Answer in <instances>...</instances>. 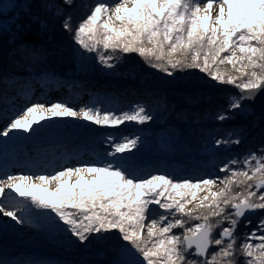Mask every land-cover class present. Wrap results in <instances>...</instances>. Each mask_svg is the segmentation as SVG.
Instances as JSON below:
<instances>
[{"label":"snow or ice","instance_id":"1","mask_svg":"<svg viewBox=\"0 0 264 264\" xmlns=\"http://www.w3.org/2000/svg\"><path fill=\"white\" fill-rule=\"evenodd\" d=\"M63 3L71 6L74 0ZM45 7L51 10L53 6ZM55 14L60 16L63 9L56 6ZM71 21V14L66 15L62 27L87 52L97 51L102 44L105 50L119 49L125 54L166 61V66L153 62L150 67L174 79L177 70L198 69L211 81L234 85L238 96L228 97L226 108L218 110L216 120H234L238 115H258L264 120V111L257 114L244 103H254L264 91V0H112L93 4L75 27ZM145 41L151 48L144 46ZM178 53L186 58L190 55L191 62L173 59ZM30 54L35 55V50ZM99 60L108 69L115 67L111 55L100 54ZM224 63L232 65L239 77L213 70V66ZM35 113L48 120L79 118L88 122L80 125L84 128L95 125L118 129L128 122L142 125L153 119L144 106L116 113L94 106L74 110L63 102L35 103L4 124L0 136L9 137L13 130L36 131L33 125L43 128ZM138 142L139 138L118 140L107 134V147L92 159L38 175L36 185L31 183V176L0 178V214L22 223L4 203L8 193L14 191L19 197H30L37 208L50 209L56 228L70 233L81 244L96 234L108 239L103 234L118 232L116 239L124 242L119 245L123 255L113 264H264V214L250 233L243 234L239 245L235 236L246 214L257 210L264 213V146L260 154L233 157L219 167L224 177L177 179L166 173L141 175L142 165L133 151ZM240 143V136L230 130L215 141V146L227 149ZM18 182L26 184V190L22 191ZM217 183L224 188L209 192L196 206L187 208L191 203L188 198L195 197L197 190H210ZM234 184L246 185V191L233 195ZM52 185L54 191H48ZM199 209L204 211L198 213ZM177 214L202 222L185 228L182 218L169 219ZM251 223L245 219L244 227ZM177 228L184 229L183 238L173 233ZM216 228L220 230L214 235ZM145 229L147 239L142 236Z\"/></svg>","mask_w":264,"mask_h":264},{"label":"trees","instance_id":"2","mask_svg":"<svg viewBox=\"0 0 264 264\" xmlns=\"http://www.w3.org/2000/svg\"><path fill=\"white\" fill-rule=\"evenodd\" d=\"M98 2L112 0H74L71 6L65 5L63 0H12L5 10L0 4V125L3 127L10 123L11 119L22 115L23 111L35 103L50 105L51 102H63L74 110L94 106L116 113L144 106L153 119L142 125L128 122L118 129L95 125L81 127L90 132L85 140L50 148L37 145V163L33 166L24 162L22 172L52 174L62 167L76 165L79 160H90L107 147V134L115 135L118 140L123 137L139 138L137 149L133 151L142 165L141 175L166 173L177 179L186 176L224 177L226 174L219 172V167L231 158L242 159L250 152L260 154L259 149L264 146V122L251 115L247 118L238 115L234 120L224 122L215 119L218 110L226 108L228 97L235 95L222 93L192 99L164 91L154 83V79L157 75L166 73L153 69L150 64L155 62L166 66V61H155L154 57H141L138 53L125 54L119 49L105 50L102 44L97 46V51L90 53L75 44L72 34L62 27L65 16L71 14V23L75 27L86 18L91 6ZM46 5L53 7L48 10ZM56 6L63 9L60 16L55 14ZM144 46L151 48L146 41ZM33 49L35 55L30 54ZM100 54L111 55V63L115 67L108 69L102 65ZM173 59L191 62L190 55L186 58L179 53ZM84 64L85 69L82 70ZM213 70L233 77L240 75L228 63L217 64L213 66ZM177 75L203 76L210 82L219 84L211 81L206 73H201L198 69L177 70L175 76ZM33 115L41 116L39 113ZM70 121L79 127L88 123L74 119ZM56 122L50 121L45 129H52ZM230 130L236 131L241 143L233 144L227 149L224 146L217 148L215 141ZM9 146L7 137L0 136L2 157L13 155L8 150ZM246 187L234 184L233 195L245 192ZM222 188L224 185L217 183L210 190H197L196 196H200L201 200L209 192H218ZM194 206L188 204L187 208ZM150 207L158 208L157 205ZM38 209L42 213L43 209ZM16 211L22 223L12 221L14 227L35 224L34 218L25 221L26 213L22 208L17 207ZM203 211L204 209H199L198 213ZM262 214L261 210H257L245 218L252 221L247 228L244 227L245 219L241 220L235 233L237 245L243 240L244 233H250L256 227ZM43 215L54 225L52 217L55 214L50 213V209L43 212ZM175 218L185 220V228L202 222L186 216L179 217V214L176 217L169 216V219ZM219 230L214 229L213 234ZM53 231L66 238V250L60 251L57 258L1 250L0 264H109L117 257L119 245L124 243L116 239L118 232L103 234L108 239H100V234H96L81 244L70 233L65 234L56 226ZM172 231L183 238L184 229ZM142 236L147 239L146 229ZM237 257L241 261L244 259L239 253Z\"/></svg>","mask_w":264,"mask_h":264},{"label":"water","instance_id":"3","mask_svg":"<svg viewBox=\"0 0 264 264\" xmlns=\"http://www.w3.org/2000/svg\"><path fill=\"white\" fill-rule=\"evenodd\" d=\"M154 83L164 91L187 96L192 99L210 97L222 93L233 94L235 96H238L239 94V90L234 85L214 84L205 77L197 75H190L188 77L177 75L174 79L165 74H159L155 77ZM244 103L250 104V107L259 114L264 111V91L260 92L254 103L249 101H245ZM253 117L264 122V120H261L258 115ZM68 121L67 124H64V122L56 123L55 127L38 135V143L44 148L57 147L81 142L84 137L90 135L89 131L76 126L70 120ZM251 215L252 213H248L245 218H248ZM0 230H4L5 233L7 232L6 234L9 233V235L4 234L3 237H0V248H3L4 250L35 253L51 258H57L60 255V251H63V249L66 250L64 248L66 238L59 232H54L53 229H40L37 233L23 234L26 237L23 239L14 238L15 234L22 233V227H14L13 223L8 227H3L2 225ZM12 239L14 241H12ZM122 255L123 249L119 248L117 257L111 260L109 264H113V262Z\"/></svg>","mask_w":264,"mask_h":264},{"label":"rangeland","instance_id":"4","mask_svg":"<svg viewBox=\"0 0 264 264\" xmlns=\"http://www.w3.org/2000/svg\"><path fill=\"white\" fill-rule=\"evenodd\" d=\"M12 0H1L0 4L1 6H3L4 10L7 9L9 7V5L11 4ZM103 65V64H102ZM101 65V66H102ZM85 69V64L83 65L82 70ZM35 119L40 120V124L44 125L43 128L40 127V125H33V128L37 129L36 131H32L30 130L29 132L25 133L23 132V130H13V132L10 135V139L7 137V143H9V147L8 150L12 151L13 155L8 157H2L0 155V178H4L6 179L8 175H13V176H31L33 179L31 181V183L33 185L38 184L39 182L35 179L38 175L42 174V173H38L35 172L34 174L30 173V172H22L21 171V167L24 164V162L26 164H30L35 166V164L37 163V145L40 146V144L38 143L37 140V136L40 135L41 133L47 132V130L45 129V127H47V123H49L50 121H57L56 123H60V120H62V122L65 123V121L69 122L68 120L70 119H74L75 121H80L79 118H52L51 120L48 119H40V117H36L35 115H33ZM62 124V123H61ZM0 128H2V126L0 125ZM63 128V127H61ZM33 140V141H30ZM83 140H85V137L83 138ZM74 179H72V181L70 182H74ZM20 189L26 190L27 185L22 183V182H18ZM54 185H52L51 187L48 188V191H54ZM32 191L34 192H42L41 189L39 188H33ZM45 196H47L46 193H42ZM3 199V198H0ZM200 202V196H195L191 198V203H189L190 206H194L197 205ZM4 203L12 208L15 212L16 208L19 207L20 209L22 208L23 211H25L26 213V217H25V221L27 220H31V218L35 219V224L32 226H28V224H25L22 227V233L19 234H15L16 239H23L26 238L24 235H27L29 233H37L40 229L44 230H52L55 228V226L52 223H49L47 221V218L43 215V212L48 211V209H43L42 213H40L39 209L32 204L30 197L28 198H23V197H19L17 195L16 192L14 191H10L8 193V198L4 199ZM0 221H7V223H0V228L3 227H8L9 225H11L12 220L7 217V216H3L2 214H0ZM2 224V225H1ZM5 229V228H4ZM7 233V232H6ZM5 231L0 230V237H3L4 234H6ZM24 234V235H23ZM6 235H9L6 234ZM12 241H14L12 239ZM4 250L3 248H0V251Z\"/></svg>","mask_w":264,"mask_h":264}]
</instances>
